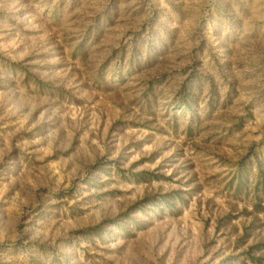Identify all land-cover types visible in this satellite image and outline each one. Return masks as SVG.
I'll list each match as a JSON object with an SVG mask.
<instances>
[{
    "label": "rangeland",
    "instance_id": "1",
    "mask_svg": "<svg viewBox=\"0 0 264 264\" xmlns=\"http://www.w3.org/2000/svg\"><path fill=\"white\" fill-rule=\"evenodd\" d=\"M0 264H264V0H0Z\"/></svg>",
    "mask_w": 264,
    "mask_h": 264
}]
</instances>
